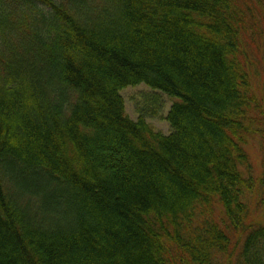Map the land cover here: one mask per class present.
<instances>
[{"label":"trees","instance_id":"1","mask_svg":"<svg viewBox=\"0 0 264 264\" xmlns=\"http://www.w3.org/2000/svg\"><path fill=\"white\" fill-rule=\"evenodd\" d=\"M246 1L0 0V264H264Z\"/></svg>","mask_w":264,"mask_h":264},{"label":"rangeland","instance_id":"2","mask_svg":"<svg viewBox=\"0 0 264 264\" xmlns=\"http://www.w3.org/2000/svg\"><path fill=\"white\" fill-rule=\"evenodd\" d=\"M246 2L252 9V11H248L252 15L248 19L255 22L256 31L261 30L258 39H255L254 36L252 40L250 28L245 29L242 34L244 47L250 51L252 56L249 66L251 75L249 76H251L252 83L251 91L257 99V106L252 111L251 119L255 128L260 127L258 130H253L247 137L244 147L249 156L254 176L259 178V176L264 177V116H261L264 111V0H248ZM249 22L246 23L251 26ZM120 92L125 101L126 114L129 117L134 120L144 117L155 130L165 134L171 131L167 114L177 98L162 91L154 90L145 83L129 85L121 89ZM256 189H261L260 183ZM257 198L254 196V201ZM250 201L253 202V200ZM260 216L261 214L255 210L252 212L251 219H258Z\"/></svg>","mask_w":264,"mask_h":264}]
</instances>
